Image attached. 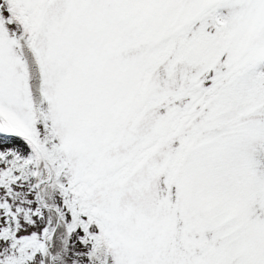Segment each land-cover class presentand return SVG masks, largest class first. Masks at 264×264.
Instances as JSON below:
<instances>
[{"label":"snow or ice","instance_id":"obj_1","mask_svg":"<svg viewBox=\"0 0 264 264\" xmlns=\"http://www.w3.org/2000/svg\"><path fill=\"white\" fill-rule=\"evenodd\" d=\"M0 264H264V0H0Z\"/></svg>","mask_w":264,"mask_h":264}]
</instances>
